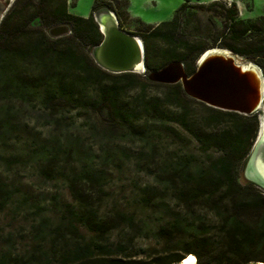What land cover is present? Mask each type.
Here are the masks:
<instances>
[{
  "label": "trees",
  "instance_id": "1",
  "mask_svg": "<svg viewBox=\"0 0 264 264\" xmlns=\"http://www.w3.org/2000/svg\"><path fill=\"white\" fill-rule=\"evenodd\" d=\"M102 7L112 9L109 1L95 0L91 12L84 17L69 13L66 0H31L22 10L19 0L10 4L0 20V139L11 137L20 119L35 111V119H43L62 132L63 139L57 137L53 142L63 148L65 156H80L81 127L75 129L74 119L68 116L78 112L82 103L95 113L99 109L105 112L107 122H111V128L108 124L106 130H130L138 136L139 130L143 132L141 127L126 123L128 112L117 104L116 79L125 86L130 84L125 89L137 82L165 88L164 98L176 106L179 123L202 148L204 156L175 157L169 165L161 161L167 168L161 167L160 173L154 175V185L143 187L140 203L156 213L154 221L138 222L132 213L116 210V226L131 227L133 233L141 230L140 226L154 231L159 242L154 261L96 255L89 243L78 238V228L72 221H61L55 225V235L65 244L61 252L50 255L37 247L27 254L6 250L0 252V264H53L54 254V264H177L189 254L196 264H264V190L242 175L259 129L257 115L206 105L187 97L180 82H156L148 77L151 71L174 61L191 74L195 61L210 47L228 49L264 72V15L244 19L238 17L233 2L223 6L225 30L212 46L200 45L180 30L181 17L194 14L197 8L183 2L171 19L131 32L142 40L145 72L111 73L98 66L90 54L102 39L94 20V12ZM58 23L68 24L69 33L50 37L45 28ZM25 67L30 68L28 72ZM74 75L84 84L105 77L112 82L101 85L98 97L86 101L76 89ZM156 104L151 114L157 117ZM192 104L199 105L205 114L200 122L189 118ZM83 125L89 134L97 135L95 122L86 120ZM217 126V133L209 129ZM210 147L218 154L206 155ZM29 154L45 161V175L52 172L55 155H48L45 144ZM149 155L153 157V152ZM81 172L87 186L100 177L89 165ZM159 187L169 194L163 195ZM5 196L6 189L0 182V204ZM82 222L88 231L98 235L112 228L109 221L98 222L92 215Z\"/></svg>",
  "mask_w": 264,
  "mask_h": 264
},
{
  "label": "rangeland",
  "instance_id": "2",
  "mask_svg": "<svg viewBox=\"0 0 264 264\" xmlns=\"http://www.w3.org/2000/svg\"><path fill=\"white\" fill-rule=\"evenodd\" d=\"M14 1L0 0V20ZM30 1L19 0L21 10ZM94 1L66 0V9L69 13L86 17ZM105 1L110 2L112 9L102 8L113 11L120 26L135 33L148 25L171 19L183 2L196 5L194 14L181 17L180 30L198 44L208 46H212L225 30L223 6L227 7L233 2L238 17L244 19L264 15V0ZM200 5L202 8L198 7ZM45 31L50 37H58L69 33V25L58 23L45 28ZM232 54L239 64H254L243 56ZM25 68V72L30 69ZM260 71L264 84V72L262 69ZM74 79L78 85L76 89L83 93L82 97L86 101L97 98L101 85L112 82L110 77L90 79L86 84L79 83L81 78L77 75H74ZM115 82L119 90L117 104L128 112L126 123L133 122L134 126L141 127L143 132L139 130L138 136L130 130L121 133L113 129L106 130L108 124V128H111V122H107L105 112L99 109L95 113L85 109L82 103L78 112L68 116V119H74L72 123L75 129L81 127L78 143L80 156H65L63 148L53 142L57 137L63 139L62 132L46 124L43 119H35V111L20 119L17 131L11 137L3 141L0 139V182L6 189V196L0 204V252L10 250L15 254H27L35 247L50 255L61 252L64 242L55 235V225L61 221H72L78 228V238L89 243L96 255L106 253L110 258L139 260L143 263L154 261L159 247L154 231L140 226L141 230H136L134 234L131 227L116 226V210L132 213L138 222L145 219L154 221L156 213L140 205L143 187L154 185V175L160 173L161 167L169 165L173 158L193 155L200 159L204 153L179 123L176 106L169 104V98H164L165 88L137 82L125 89L130 84L125 86L116 79ZM153 103L159 104H156L157 117L151 114ZM204 116L199 105H191V121L200 122ZM86 120L96 123L97 135L92 136L86 131L83 125ZM219 128L209 129L217 133ZM261 133L262 128L257 130L256 138ZM41 144H45L48 155H55L54 168L48 175L43 172L45 161L29 154ZM152 152L154 158L149 155ZM205 154L215 156L218 152L210 147L205 150ZM162 160L166 162L165 165H161ZM86 165L100 175L92 186L83 182L81 171ZM242 175L247 179L244 172ZM158 189L163 195L169 194L160 187ZM261 189L264 190L263 187ZM87 215H92L98 222L109 221L112 228L104 235L88 231L82 222ZM67 242L72 243V240ZM55 255L51 260L53 264L57 258ZM159 262L163 263L160 259Z\"/></svg>",
  "mask_w": 264,
  "mask_h": 264
},
{
  "label": "water",
  "instance_id": "3",
  "mask_svg": "<svg viewBox=\"0 0 264 264\" xmlns=\"http://www.w3.org/2000/svg\"><path fill=\"white\" fill-rule=\"evenodd\" d=\"M96 11L94 20L102 34V39L91 49V57L95 63L111 73L145 72L141 38L121 27L113 11L107 8H100ZM229 52L232 54L230 50ZM197 62L196 68L191 74L185 72L180 62L174 61L151 71L148 77L153 81L163 83L180 82L184 92L209 106L247 115L255 114L258 111L264 114V106H259L260 102H264V84L262 78L260 83L263 87L257 99L258 104L257 107L252 108L248 104L245 94L247 90L253 89V87L245 74L239 73L231 63L221 57H210L200 64H197ZM254 68L261 77L260 68L256 65H254ZM222 85L228 90L224 95L219 96ZM218 97H230L234 100H239L240 103H221L217 101ZM257 138H259L256 141L258 143L248 156L243 172L248 180L254 182L260 188H264V177L261 176L259 171L255 170V165L254 171L258 177V181L248 176L250 170L247 168V165L250 161L253 164L259 157L262 161L261 163H264L263 127L261 135Z\"/></svg>",
  "mask_w": 264,
  "mask_h": 264
},
{
  "label": "bare ground",
  "instance_id": "4",
  "mask_svg": "<svg viewBox=\"0 0 264 264\" xmlns=\"http://www.w3.org/2000/svg\"><path fill=\"white\" fill-rule=\"evenodd\" d=\"M215 56L225 59L226 61L231 63L233 65V67L239 73H243V74L246 75V77L248 78V81L251 83L253 89L247 90L246 94H245V97H246V99H248L247 102L252 108L257 107V104H258V100L257 99H258V96H259L263 86L260 83L261 82V77L259 76V74L257 73L256 69L254 68V65L252 63L248 64V65H243V64L237 63L234 60V57L232 56V54L229 52V50L225 49V48H221V47H210V48L205 49L201 53L200 57H198L197 64H200V63H202V61L207 60L210 57H215ZM211 65H213V63H211ZM220 90L221 91L219 93V96H222V95H224L227 92L228 89H226L225 86L222 85V88ZM217 101L221 102V103H225V104H238V103H240L239 100H234V99H232L230 97L229 98H227V97L219 98L218 97ZM259 106L263 107L264 106V102L263 101L260 102ZM257 117L259 119V129L261 130L262 127L264 129V114L260 112V113L257 114ZM258 139L259 138H256V141ZM256 141L254 142L252 149H254V147L258 143ZM261 162L262 161L258 157L256 159L255 163L252 164V162L250 161V163H248V165H247V168L250 170L248 176L252 177V179H256V181H258V177L255 174L254 165H255V170L259 171L261 176L264 177V163H261ZM177 264H196V263H195L194 256L192 254H189L186 257H184L181 261H179Z\"/></svg>",
  "mask_w": 264,
  "mask_h": 264
},
{
  "label": "crops",
  "instance_id": "5",
  "mask_svg": "<svg viewBox=\"0 0 264 264\" xmlns=\"http://www.w3.org/2000/svg\"><path fill=\"white\" fill-rule=\"evenodd\" d=\"M129 31V30H128Z\"/></svg>",
  "mask_w": 264,
  "mask_h": 264
}]
</instances>
